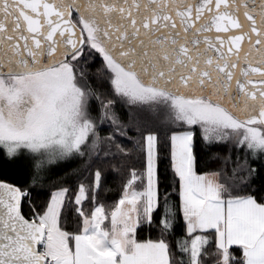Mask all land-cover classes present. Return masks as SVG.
Listing matches in <instances>:
<instances>
[{"label": "snow or ice", "instance_id": "obj_1", "mask_svg": "<svg viewBox=\"0 0 264 264\" xmlns=\"http://www.w3.org/2000/svg\"><path fill=\"white\" fill-rule=\"evenodd\" d=\"M0 155V264H264V0H0Z\"/></svg>", "mask_w": 264, "mask_h": 264}, {"label": "trees", "instance_id": "obj_2", "mask_svg": "<svg viewBox=\"0 0 264 264\" xmlns=\"http://www.w3.org/2000/svg\"><path fill=\"white\" fill-rule=\"evenodd\" d=\"M99 67V61L97 63L93 64L91 66L90 71L95 72L96 68ZM90 103L95 109H99V103L95 99L91 100ZM117 112L119 115L122 116V118L126 119L127 116V108H120L117 107ZM101 127L105 130L109 128V124L101 125ZM135 130L129 133V136L134 135ZM107 132L104 131L101 133V135H106ZM117 136L119 137V133H117ZM126 139V138H122ZM229 151L232 152L233 158L236 157L238 154L236 149L233 146V143L231 141H222V142H215L212 145V152H219L222 156L227 155ZM208 155L210 153H202L204 161L207 160ZM240 156H243V152L241 151L239 153ZM75 161H69L66 162L68 165H65L66 163H62L59 166L49 169L47 167L49 161H45L43 165V170L41 172V183L36 185L34 196L36 192H39L40 195L37 197L39 200L46 199L47 194L52 190L53 185H58L60 183H75L76 174L82 170L83 168V162L79 157L74 158ZM19 162L17 163H8L5 162V160L1 159L0 161V175H6L8 178L12 179L16 176L17 171L19 169ZM47 167V168H46ZM204 170H207L206 168ZM87 175V173H85ZM119 173L113 171L110 167H107L105 169V178L103 182V186L100 189L99 198L100 202L105 203L106 205H111L115 199L118 198L120 193V179ZM179 229L177 230V234H179ZM138 239H147L149 238V233L146 229H138L137 233Z\"/></svg>", "mask_w": 264, "mask_h": 264}, {"label": "rangeland", "instance_id": "obj_3", "mask_svg": "<svg viewBox=\"0 0 264 264\" xmlns=\"http://www.w3.org/2000/svg\"><path fill=\"white\" fill-rule=\"evenodd\" d=\"M69 161H75V159L73 157H67V158H61V159H56L54 161H51V162H48V165L47 167L49 169H52V168H55L57 166H59L60 164L62 163H66V162H69ZM65 165H68L67 163ZM46 167V168H47Z\"/></svg>", "mask_w": 264, "mask_h": 264}, {"label": "flooded vegetation", "instance_id": "obj_4", "mask_svg": "<svg viewBox=\"0 0 264 264\" xmlns=\"http://www.w3.org/2000/svg\"><path fill=\"white\" fill-rule=\"evenodd\" d=\"M1 159H3V160H4V158H3V156H2V155H0V161H1Z\"/></svg>", "mask_w": 264, "mask_h": 264}]
</instances>
